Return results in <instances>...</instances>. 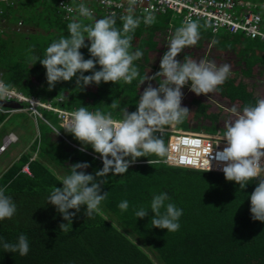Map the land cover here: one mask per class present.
I'll return each instance as SVG.
<instances>
[{"label":"trees","instance_id":"obj_1","mask_svg":"<svg viewBox=\"0 0 264 264\" xmlns=\"http://www.w3.org/2000/svg\"><path fill=\"white\" fill-rule=\"evenodd\" d=\"M83 1L94 9L95 18L106 15L94 0ZM2 8L0 79L27 95L45 101L57 100L66 109L77 110L84 106L92 112H111L112 117L122 118L124 109L136 111L144 90L142 80L160 71L161 58L168 50V44L162 39V30L170 22L168 14L155 12V23L146 26L141 22L135 32L131 50H140L143 56L134 61L140 75L131 84L92 83L80 90L73 77L71 81L56 83L49 90L46 69L36 58L43 59L52 42L70 35L67 24L73 19L91 21L79 17L75 11L64 14L57 0H8L2 3ZM136 15L145 16L137 11ZM19 21L21 24L17 26ZM54 26L66 32L57 30L52 37L37 39ZM117 26L122 27V22L118 20ZM171 28L175 31L174 26ZM221 33L220 49L225 47L223 40L238 38L235 37L238 33ZM33 40L36 46L30 44ZM247 40H234L236 62L227 61L232 64L228 79L220 86V91L210 93L229 102L230 107H225L230 109L220 108L208 98L196 95L187 84L181 89H187L181 106L190 110L185 119L190 126H182L185 120L175 126L223 135L226 124L235 120L243 107L254 106L258 99L264 98V44L255 43V39ZM85 43L90 46V41ZM80 51L85 59L91 58L87 47ZM177 59L183 62L196 58L184 49ZM96 70H100L98 64ZM91 74V71L84 73ZM163 79L151 80L158 83ZM145 81L150 83L148 79ZM41 109L50 123L55 122L49 113L52 110ZM13 114L0 111V126ZM196 116L198 119L193 121ZM29 125L25 127L31 130L34 125L30 122ZM38 131L29 152L9 162L0 175V188H4L5 194L17 205L12 219L0 221V238L15 243L21 234L26 235L30 251L20 256L18 252H5L0 247V264H264V222L253 220L250 212V195L257 181H249L241 189L234 181H227L224 173L167 165L153 161L160 158L155 155L139 157L137 160L142 161L130 164L125 174L110 172L104 178L106 182L101 185L100 194L107 195L99 206V214L89 218L85 215L86 205L81 206L72 223H68L56 207L48 203L49 196L56 187H63L62 180L71 173L73 164L87 162L90 166L83 171L92 175L101 170L103 164L79 148L62 149L64 140L42 119ZM72 135L68 132L67 137L80 145ZM87 149L95 152L92 147ZM23 165L28 166V172L22 170ZM161 192H166L170 198L166 203L183 210L180 229L176 232L153 227L151 223L154 216L151 200ZM124 200L129 203L126 211L118 207ZM141 208L149 210L148 215L137 218L135 212ZM61 224L67 225L61 229Z\"/></svg>","mask_w":264,"mask_h":264},{"label":"clouds","instance_id":"obj_2","mask_svg":"<svg viewBox=\"0 0 264 264\" xmlns=\"http://www.w3.org/2000/svg\"><path fill=\"white\" fill-rule=\"evenodd\" d=\"M140 2L141 0H120L119 3H115L114 0H102L110 9L124 8L126 14H119L113 10L107 14L96 2L99 9L106 13L99 19L95 18L93 11L83 0L75 7L61 5L66 7L69 13L75 11L79 17L91 22L84 23L82 20L73 19L67 24L70 35L52 42L46 48L43 59L36 58V61L46 69L49 90H52L56 83L71 81L73 77L76 78V88L80 90L92 83L131 84L140 75L134 61L143 56L140 50H131L135 32L141 22L151 26L156 20L155 15L151 13L143 17L136 15V7ZM118 20L122 22V27L117 26ZM172 22L176 29L179 23L176 24L173 20ZM200 24L186 19L184 25L175 30L168 50L161 58L160 71L153 77L144 78L141 84L146 79L157 77H163V82L156 88L150 83L143 84L144 90L139 97L136 111L128 112L124 109L123 119L119 121L112 118L111 112H92L84 106L72 114L65 131L73 134L81 142L80 151H86L87 146L91 145L102 159L103 167L92 175L83 171L90 166L87 162L73 164L71 173L62 180L63 187H56L49 196L48 203L53 204L68 223H72L81 206L86 205L85 215L89 218L100 213L99 206L107 195L100 194L101 185L105 184L104 178L110 172L113 175H122L139 157L155 155L161 158L168 155V148L163 139L166 140V137H157L156 133H165L169 126L182 123L190 114L187 107L181 106L187 90L181 89L185 85L188 84L192 92L208 98L218 107L230 109L210 93L220 91V86L230 75L231 65L225 63L218 66L203 59L198 62L197 58L183 62L177 59L184 49L195 46L200 40ZM86 40L90 41V46L85 43ZM84 47L88 48L91 58H84L80 51ZM97 64L100 70H96ZM89 71L92 72L91 75H84ZM9 95L8 86L0 81V100H6ZM56 135H59V132ZM221 140L226 141L223 150L216 151L212 156V148L199 166L204 172L212 171L211 160L214 159L218 169L222 170L215 172L224 173L227 181H234L241 189L249 184V181H257V186L250 195V212L253 220L264 222V98L258 99L254 106L243 107L236 119L226 124ZM129 157L130 160L127 159ZM5 192L4 188H0V221L12 219L17 212L16 203ZM169 199L166 192L153 196L150 209L154 216L151 223L153 227L176 232L180 229L179 219L183 215V210L173 203H166ZM118 207L126 211L129 203L124 200ZM70 209H74L75 212H69ZM148 211L141 208L135 215L137 218H144ZM66 225L61 224L60 228L64 229ZM0 247L5 252H18L20 256H26L30 251L28 238L23 234L15 243L0 238Z\"/></svg>","mask_w":264,"mask_h":264},{"label":"built area","instance_id":"obj_3","mask_svg":"<svg viewBox=\"0 0 264 264\" xmlns=\"http://www.w3.org/2000/svg\"><path fill=\"white\" fill-rule=\"evenodd\" d=\"M7 1L0 0V15L2 13L1 4ZM262 1L259 4H255L251 0H141L137 6H140V9L144 12L173 11L178 16L179 26L177 28L183 26L186 19H191L192 21L201 23L200 26L204 29H209L212 34L219 31H227L233 34L240 32L251 38L264 40V0ZM96 2L107 14L111 10L117 11L119 14H125L123 8L110 9L105 3H102V0H96ZM114 2L119 3L120 0H114ZM63 4L75 7L78 3L57 0L58 7L64 11V14H68L69 12L66 10V7L61 6ZM257 5H260L261 9ZM86 6L92 11L94 10L91 6ZM20 24L21 22L19 21L18 26ZM171 26H175L172 20L162 30V39L165 41V44H169L175 32ZM2 27L3 23L0 21V32L2 31ZM211 48L212 41L210 40L205 53L211 52ZM0 81L2 80L0 79ZM8 88L10 95L5 99L17 101L21 105L19 107H9L0 104L1 112L13 113L24 109L29 110L35 117L48 123L56 133L59 132V135L68 145L79 149L82 147L71 141L58 127L51 124L43 115L40 108L52 110L58 117L60 126L64 129L70 123L72 114L76 110H69L61 106L53 105L49 101L41 100L39 97L27 95L14 85L8 86ZM112 118L116 121L123 119L122 117ZM156 135L157 137H166V147L168 148V155L157 159V161L184 168L202 169L199 165L207 158L212 148V156H214L216 151L223 150L226 146V141L221 140L222 134L197 132L176 126H169L165 133L157 132ZM11 140V136H5L4 142L0 146V153ZM84 152L102 161L99 154L88 149ZM211 162L212 171L222 172V170L218 169L214 159ZM22 170L28 172V166L25 165Z\"/></svg>","mask_w":264,"mask_h":264},{"label":"rangeland","instance_id":"obj_4","mask_svg":"<svg viewBox=\"0 0 264 264\" xmlns=\"http://www.w3.org/2000/svg\"><path fill=\"white\" fill-rule=\"evenodd\" d=\"M261 2H263V1H261ZM254 3L258 4L260 2H254ZM136 11L139 13H142L144 15H147L149 13L154 14V12H152V11L144 12L143 10L140 9V6L136 7ZM123 12L125 13L124 8H123ZM157 13H163V14L166 13V14H168V17H169L168 20L169 21L173 20V21H175L176 24L178 23V16L176 14H174L173 11H171V10L158 11ZM263 13H264V11H263ZM58 28L59 27L54 26L52 31H50L48 34L46 32L44 36L38 37L37 39L42 38V37L46 38L48 35H50L52 37L53 35L56 34V31L59 30ZM59 31L60 32H66L65 29H60ZM250 39H255V41L257 40L255 42L257 44H261V43L264 44V40H261L259 38H250ZM242 41L244 42V40H242ZM30 44H32V46H36V43H34V40L31 41ZM232 61H233V63H235L236 59H232ZM156 73L157 72H154V74H156ZM145 82L146 81H144L142 84H145ZM159 83H162V82H158V83L154 82L153 84H151V83L150 84L152 85V87L156 88V87H159ZM148 84L149 83H147V85ZM49 102H51V104H53V105L63 107V105H61L57 100L54 102L53 101H49ZM40 110L42 111L41 108H40ZM49 113L51 116L53 115V117H54L53 119L55 120V122L52 121V124L55 125L56 127H58L64 133V135L67 136L68 132L65 131V129L60 126L59 119L56 116V114L52 111H50ZM21 115H23V116H21ZM29 115H31L32 117L37 119V117H35L32 113H30L29 110L24 109V110L14 112V114H13L14 117L10 116L0 126V132H2V133H0V146L4 142L5 136H11L12 137V140L8 143V145L5 147V149L0 154V175L5 170V168L8 166L7 164L9 162L14 160L19 155L26 153V152H29V148L31 146V143L33 142L35 135H36V134L33 135L35 132L29 130V127H30ZM25 118H27V121L25 120ZM197 119H198V117L196 116V118L193 119V121H195ZM27 124L29 127H25V125H27ZM182 126H188L189 127L190 125H188L187 120H185L183 122ZM32 130H36L34 126H33ZM72 138L76 139L73 135H72ZM61 144H62L61 145L62 149H64L65 147L68 148V146L72 147V146L68 145L65 141H63ZM79 144L82 145L81 142ZM87 148H91V145H88ZM24 167H25V165H23L22 168H24Z\"/></svg>","mask_w":264,"mask_h":264},{"label":"crops","instance_id":"obj_5","mask_svg":"<svg viewBox=\"0 0 264 264\" xmlns=\"http://www.w3.org/2000/svg\"><path fill=\"white\" fill-rule=\"evenodd\" d=\"M251 1H253V2H261L262 0H251ZM257 7L259 9H261L260 5H257ZM199 29H200L199 30V32H200V40L198 41V43L195 46L186 48V51H189L191 56L194 55L195 58H197L198 62H199V60L203 59V60H206V61H212V62L216 63L218 66L222 65V64H225V63L228 64L227 61H230L231 59H235V57L233 56V52H235V49H234L235 48V46H234L235 42H234V40L237 39V40H240V42H242V40H244V42H245V41H249L247 39H250L244 33H241V34L238 33V34H235V37L238 36V38L232 37L231 39L223 40V42L225 43V47H222V49H220L219 48V43H221L220 40L222 38L221 37V34H222L221 32H225V31H219V32H216V33L212 34L209 29H204L201 26L199 27ZM231 36H233V35H231ZM210 40L212 41L211 52L209 51L210 53L209 52L205 53V50L207 48V44L209 43ZM232 64H234L233 61H232ZM232 64H229V65H232ZM154 71H152L150 75H152ZM150 83L153 84L154 81L150 80ZM215 98L217 100H219L223 105H226V106L230 107V103L229 102H227L225 100H222V99H219L217 97H215ZM21 116H23V115H21ZM25 120H26V118H25ZM39 121H40V119H36V118L32 117L31 115H29V122H30L31 126L34 125V127L36 129V130H32V128H31L30 131L35 132L33 135H35L36 133L39 132L38 131Z\"/></svg>","mask_w":264,"mask_h":264},{"label":"water","instance_id":"obj_6","mask_svg":"<svg viewBox=\"0 0 264 264\" xmlns=\"http://www.w3.org/2000/svg\"><path fill=\"white\" fill-rule=\"evenodd\" d=\"M0 104L9 107H19L21 104L14 100H0Z\"/></svg>","mask_w":264,"mask_h":264}]
</instances>
